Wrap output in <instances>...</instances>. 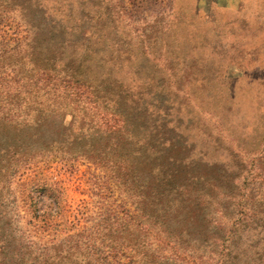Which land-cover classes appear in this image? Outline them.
Here are the masks:
<instances>
[{
	"label": "rangeland",
	"instance_id": "374dc122",
	"mask_svg": "<svg viewBox=\"0 0 264 264\" xmlns=\"http://www.w3.org/2000/svg\"><path fill=\"white\" fill-rule=\"evenodd\" d=\"M55 6L58 14L70 15L69 25L78 33L62 55L51 53L55 76L48 77L33 71L38 36L22 20L37 23L43 13L27 0H0V52L6 71L14 70L11 83L0 81L1 107H22L29 123L39 107H114L112 98L119 107H136L119 85L134 80L141 106L167 109V130L173 132L166 134L182 133L185 169L207 179L228 175L234 182L219 190L197 187L204 221L183 223L188 232L182 234L174 228L170 237L180 235L178 247L162 248L184 251L196 264H264V0H56ZM80 30L89 31V39ZM70 50L76 60L87 61V74L67 66ZM71 77L106 79V88L87 81L82 93L63 89ZM249 190L251 210L243 204L246 197L239 205L240 194ZM9 191L15 236L36 243L35 253L73 233H91L101 212L122 230L134 226L130 217L139 214L113 173L82 159L32 161L11 180ZM122 208L130 210L128 216ZM238 211L248 220L235 227ZM141 241L143 254L148 247L144 237ZM73 245L63 241L48 252L62 264H87L77 263ZM140 257H133L134 264H146Z\"/></svg>",
	"mask_w": 264,
	"mask_h": 264
},
{
	"label": "trees",
	"instance_id": "16d2710c",
	"mask_svg": "<svg viewBox=\"0 0 264 264\" xmlns=\"http://www.w3.org/2000/svg\"><path fill=\"white\" fill-rule=\"evenodd\" d=\"M29 3L44 15L39 16L37 23L22 18L29 29L36 30L38 36L32 49V56L37 58H32L33 71L48 77L55 76V66H49L51 53L60 52L62 55L61 51L75 39L73 33L78 32L73 31V25H69V14L57 13L56 0H52L50 5H46L45 0H27ZM13 7L24 10L19 5ZM79 35H86L87 39L90 37L89 31L85 30H80ZM4 54L0 52V81L11 83L10 76L14 70L6 71ZM72 54L70 50L67 66L76 65L79 74H87L91 70L87 61L76 60ZM64 81L67 85L63 89L75 90L77 94L89 87L87 81L96 82L94 84L100 89H105L107 83L106 79L96 77L90 80L86 77V81L82 82L73 77ZM71 81H75V86L71 85ZM119 85L120 92L132 98L126 101L136 107H119L120 103L113 98L114 107H39V115L29 123L23 116L22 107H1L3 103L0 101V264H62V260L48 250L52 246L56 249L63 241H73L72 250L74 255L78 254L75 255L77 263L87 260V264H134L133 257L141 256L146 264H196L187 259L184 251L168 252L162 247H178L180 235L170 237L174 228L182 234L188 232L183 223L198 226L204 221L207 214L201 209L203 202L194 195L197 187L204 184L212 190L224 189L225 185L231 188L234 186L233 177L217 175L207 179L197 171L193 174L186 170L183 142H180L182 133L176 132L174 138L166 134L167 131L173 132L167 130V109L141 106L143 95L139 94V86L134 80L128 86H123L122 81ZM175 128L172 127L177 131ZM45 157L82 159L105 166L121 182L127 197L134 200L139 214L132 215L130 219L139 221H129L128 224L131 226L133 223L134 226L130 229L123 227L127 234L122 237V225L101 212L97 220L91 222V233H73L57 241V244L39 246L45 252L35 253L32 245L36 243L31 241L27 245L25 240L15 236L14 217L11 216L15 200L11 197L9 185L27 164ZM235 183L240 185V181ZM241 185L243 188L244 184ZM260 193L264 199V191ZM244 197V206L251 210V191L247 195L240 194L239 205ZM122 209L128 216L130 210ZM235 216L238 218L233 222L235 227L248 220L247 214L241 216L240 211ZM255 216L253 213L252 217ZM113 224L118 226L113 228ZM112 232L117 233L114 238L110 236ZM143 237L148 250L141 254L138 249L143 248ZM149 238L151 240L148 241ZM83 249L87 254L83 253ZM71 256L70 253L67 259Z\"/></svg>",
	"mask_w": 264,
	"mask_h": 264
}]
</instances>
